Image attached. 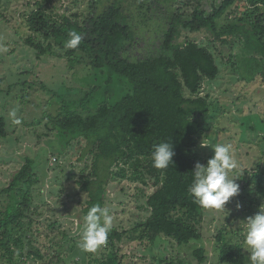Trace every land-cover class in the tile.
<instances>
[{"label": "rangeland", "instance_id": "obj_1", "mask_svg": "<svg viewBox=\"0 0 264 264\" xmlns=\"http://www.w3.org/2000/svg\"><path fill=\"white\" fill-rule=\"evenodd\" d=\"M37 1L0 0V118H4L7 130V136L0 139V190L9 185L25 158L35 161L37 178L32 188L35 217L31 226H25L31 229L34 252L24 259L25 254L22 256L18 249L14 264H99L110 254L117 255L120 264H200L193 255L200 247L207 257L202 264H220L215 243L218 233L241 246L249 261V253L242 247L241 221L256 214L264 203L249 182L255 172L264 180V75L258 66L264 62L262 58L244 56L242 43L236 42L225 59L218 49L219 43L206 32H185L179 40L191 38L207 47L219 69L215 80L202 84L200 96L208 97L210 113L200 118L203 131L193 148L196 161L206 164L214 155L211 147L200 146L203 138L209 144H231L239 165L236 171L241 174L236 181L240 192L226 204V210L205 209L202 239L181 246L166 238L154 246L123 240L115 248L106 244L95 253L85 252L79 244L88 196L80 190V174L89 173L92 157L78 161L85 140H72L66 145V138L57 135L52 121L61 114L92 115L97 105L119 100L130 91V85L105 69L93 70L90 62L86 67L89 59L83 52H77L72 58L74 62L69 63L66 50L52 38L49 40L54 46L52 54L38 58L36 51L25 43L29 37L42 41V36L26 25L27 16L38 8ZM223 1L200 0V9L209 15ZM190 2L192 5L185 7L186 0H141L143 17L133 20L135 42L127 48V57L133 60L157 56L173 16L184 14L186 18L195 5ZM114 4L115 0H53L44 9L52 21L65 16L81 26H90V19ZM132 4L140 6L139 0ZM126 5L125 1V9L131 6ZM244 5L243 2L241 14ZM234 7L235 4L218 17V28L232 22L229 14ZM251 11L249 8L248 12ZM259 13L264 14V7H259L254 16ZM93 88L96 90L92 94ZM13 109L20 125L13 124L8 115ZM146 183L143 186L128 178L109 180L103 207L109 209L112 228L119 232L129 230L150 215L146 200L154 187L151 180L146 179ZM35 251H39V256ZM161 258L165 261L159 263ZM0 264H10L1 252Z\"/></svg>", "mask_w": 264, "mask_h": 264}, {"label": "trees", "instance_id": "obj_2", "mask_svg": "<svg viewBox=\"0 0 264 264\" xmlns=\"http://www.w3.org/2000/svg\"><path fill=\"white\" fill-rule=\"evenodd\" d=\"M53 0H38L37 9L26 18L28 29L42 36V41L29 37L25 43L33 48L37 57L51 55L52 38L62 49L69 63L77 52L87 55L89 66L95 71L105 69L128 82L130 91L114 103L97 105L92 115H59L53 121L57 135L86 142L78 161L92 157L88 174H80V190L88 196L83 214L96 204L103 207L106 186L112 178H128L146 186L152 181L154 190L147 196L150 215L129 230L112 228L106 244L115 248L123 240L156 245L162 238L171 239L177 245H187L202 239L201 225L205 209L199 206L189 193L196 164L193 151L202 135L200 118L210 113L208 97L200 96L205 80H215L219 69L211 51L199 45L195 39L179 41L183 33L206 32L219 51L228 58L236 42H241L244 56L264 61V14H254L264 7V0H224L217 10L207 15L200 9V0H186L185 7L193 5L185 18L175 14L163 35L159 54L145 59H130L127 48L135 42L136 24L133 20L143 17V4L134 0H115L108 10H103L81 26L63 16L60 21L46 17L45 5ZM127 1L130 8L125 9ZM136 1V0H135ZM245 3V11L240 9ZM235 4L229 17L232 22L217 27V19ZM126 5V6H127ZM252 8L250 13L248 9ZM129 13V14H128ZM254 16V21L252 17ZM142 19V18H141ZM230 19V20H231ZM82 36L76 49H66L69 33ZM83 35H87L83 37ZM261 66L264 75V62ZM93 88L90 93H94ZM82 107V105L80 106ZM7 136L4 118H0V139ZM171 142L175 155L167 169L153 167L151 154L154 146ZM116 171L113 172L112 169ZM35 161L25 158L9 185L0 190V252L10 264H14L18 249L22 256L30 258L34 252L31 229L33 224L32 188L37 183ZM251 185L256 194L264 198V180L258 172L251 175ZM221 233L215 236L217 259L220 264H250L241 246L233 244ZM20 252V253H21ZM39 256V251H35ZM200 264L205 263L204 248L193 252ZM165 258L159 259V263ZM99 264H120L115 254L106 256Z\"/></svg>", "mask_w": 264, "mask_h": 264}, {"label": "clouds", "instance_id": "obj_3", "mask_svg": "<svg viewBox=\"0 0 264 264\" xmlns=\"http://www.w3.org/2000/svg\"><path fill=\"white\" fill-rule=\"evenodd\" d=\"M70 39L65 43L66 49H76L81 44L82 36L76 32L69 33ZM15 125H20L15 109L8 113ZM201 147H211L214 155L206 164L197 162L194 166L192 183L188 189L194 201L206 210H226V204L240 192L236 182L241 178L237 173L239 167L231 144H209L204 138ZM173 144L161 142L154 146L151 154L153 167L167 169L172 165ZM239 207V205H237ZM84 225L79 247L85 252L95 253L105 246L112 229L113 219L109 209L99 204L93 205L84 216ZM243 222V248L249 253L250 264H264V203L259 206L256 214Z\"/></svg>", "mask_w": 264, "mask_h": 264}]
</instances>
